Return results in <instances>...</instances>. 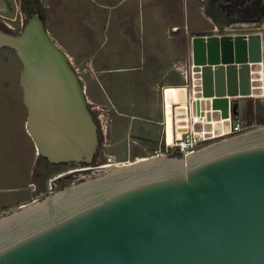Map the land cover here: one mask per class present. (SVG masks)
<instances>
[{"label": "water", "instance_id": "1", "mask_svg": "<svg viewBox=\"0 0 264 264\" xmlns=\"http://www.w3.org/2000/svg\"><path fill=\"white\" fill-rule=\"evenodd\" d=\"M263 47L261 28L193 36L190 99L172 104L170 118L165 111L168 138L173 120L178 133L187 131L189 108L207 111L195 128L209 139L229 132L244 107L252 126ZM5 48L23 64L26 129L38 155L51 165L89 163L98 139L84 87L39 14L17 35L0 29ZM177 150L0 215V264H264V126Z\"/></svg>", "mask_w": 264, "mask_h": 264}, {"label": "rangeland", "instance_id": "2", "mask_svg": "<svg viewBox=\"0 0 264 264\" xmlns=\"http://www.w3.org/2000/svg\"><path fill=\"white\" fill-rule=\"evenodd\" d=\"M246 1L0 0V29L6 33L19 34L31 15L39 14L49 35L66 54L81 80L88 108L97 126L98 139L97 149L89 163L51 165L41 158L26 129L28 111L21 86L23 64L14 51L8 48L2 49L0 51V215L15 210L35 200L36 197L44 196L48 188L55 189L54 191L61 189L63 181L71 180L72 175H76L78 180L82 181L102 174L116 165L129 164L154 156L157 154L156 149L159 151L163 148L165 136L161 138L162 142L142 139L129 129L128 123L131 121L129 117L120 115L116 109L99 105L95 100L91 101L95 98H91L89 94L91 93L90 63L93 51H96L93 46L99 45V40L94 36H98L102 31L118 30V22L123 23L125 20L132 23L140 22L150 13L149 9L153 11L155 6H158L159 14L162 12L166 17L170 13L184 19L191 31L199 29L209 30L208 34L215 33V24H210L207 20L215 17L222 24V27H216V32L261 28L264 42V12L261 22L232 23L231 17L238 15L241 19H252L254 18L251 16L252 11L264 10V0H258L247 8L242 7ZM179 3L182 5H178ZM123 28V24H120L119 29L123 30ZM125 30L132 32L133 28L126 25ZM164 30L169 36L170 33H174L172 26ZM192 37L189 36L187 49L189 66L192 65ZM251 103L254 108L253 125L247 127L252 122V116L248 120L249 116L245 111V119H235L240 121L245 131L264 126L256 124V120L264 121V92L252 98ZM156 106L158 109L163 108V97L160 94ZM124 125H127V130L123 128ZM218 140L220 139L209 141L205 146ZM58 176L63 177L53 181ZM32 186H36L37 192H32Z\"/></svg>", "mask_w": 264, "mask_h": 264}, {"label": "crops", "instance_id": "3", "mask_svg": "<svg viewBox=\"0 0 264 264\" xmlns=\"http://www.w3.org/2000/svg\"><path fill=\"white\" fill-rule=\"evenodd\" d=\"M157 7L153 11L149 9L150 13L140 22H118V30L102 31L94 36L99 45L93 46L96 51H93L90 63L89 94L95 98L91 101L95 100L97 104L116 109L120 115L129 117L131 132H136L145 140L162 142L166 129V89L169 92L171 89L176 91L190 87L192 65L189 66L187 61L189 36L207 35L210 31H191L184 19L170 13L164 17L162 12L158 13ZM207 20L213 23V20ZM120 24H123V30L119 29ZM126 25L133 31H126ZM170 26L174 28V33L169 36L164 29ZM159 94L163 97L161 109L156 106ZM243 110L250 120L251 110L245 107ZM123 128L127 130V125Z\"/></svg>", "mask_w": 264, "mask_h": 264}, {"label": "built area", "instance_id": "4", "mask_svg": "<svg viewBox=\"0 0 264 264\" xmlns=\"http://www.w3.org/2000/svg\"><path fill=\"white\" fill-rule=\"evenodd\" d=\"M231 128L229 132H224L221 136L209 139L205 137L204 131L196 130L195 125L207 123V111H201V114L193 115L190 108L188 111V118L185 120L186 125L183 128H186V132H177L175 121L173 120V129L171 139L168 138L166 123L165 124V139L163 148L160 149L157 154H174V147H180V150H177L176 153L189 154L193 151H196L209 141L223 139L231 136H236L245 132V128L240 124L230 119ZM181 128V127H180Z\"/></svg>", "mask_w": 264, "mask_h": 264}, {"label": "bare ground", "instance_id": "5", "mask_svg": "<svg viewBox=\"0 0 264 264\" xmlns=\"http://www.w3.org/2000/svg\"><path fill=\"white\" fill-rule=\"evenodd\" d=\"M264 75V73H263ZM259 81H263V86H264V78L262 80H259ZM262 83L260 82H256L254 83L255 87H254V93L256 94L255 97L261 95L262 91L264 90V87L261 86ZM175 93H177L175 95ZM174 95V98L171 99V96ZM190 99V96H189V93H188V90L187 88L183 87L179 90H176V91H173V89H171V91L167 92V89H166V92H165V111L168 113L169 115V118H170V114L172 113V110H173V105L172 104H176V103H179V104H184L187 100Z\"/></svg>", "mask_w": 264, "mask_h": 264}, {"label": "flooded vegetation", "instance_id": "6", "mask_svg": "<svg viewBox=\"0 0 264 264\" xmlns=\"http://www.w3.org/2000/svg\"><path fill=\"white\" fill-rule=\"evenodd\" d=\"M254 2H250V0H247L245 3H244V5L242 6V7H245V8H247V6H252V5H254L253 4ZM263 3H264V1H263ZM240 9H241V7H240ZM263 12H264V10H262V11H252V13H251V16L252 17H254V18H252V19H241L240 17H238V15H236V16H234V17H231V19H233V21H232V23H235V22H261L262 20V16H263ZM213 19V23L215 24V26L216 27H222V24L218 21V19H216L215 17H212ZM231 24V23H230ZM215 32H216V30H215ZM56 178V177H55ZM75 180H76V182H78V181H81V180H78V178L76 177V175H72V177H71V180H64L63 181V185H62V188L64 187V186H66V185H69V184H72L73 183V181H74V183H75ZM53 181H54V179H53ZM57 181V180H56ZM33 188L31 189L32 190V192L34 193V192H37V188H36V186H32ZM56 187V186H55ZM54 190L55 189H52V188H48L47 190H46V193H45V195L44 196H46L47 194H49V193H52V192H54ZM44 196H42V197H36V199H40V198H43Z\"/></svg>", "mask_w": 264, "mask_h": 264}, {"label": "trees", "instance_id": "7", "mask_svg": "<svg viewBox=\"0 0 264 264\" xmlns=\"http://www.w3.org/2000/svg\"><path fill=\"white\" fill-rule=\"evenodd\" d=\"M263 110H264V108H263ZM256 124H258V125H264V121H261V120H256Z\"/></svg>", "mask_w": 264, "mask_h": 264}]
</instances>
